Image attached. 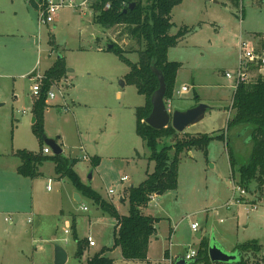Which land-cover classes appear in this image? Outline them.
I'll return each instance as SVG.
<instances>
[{
  "label": "rangeland",
  "instance_id": "rangeland-1",
  "mask_svg": "<svg viewBox=\"0 0 264 264\" xmlns=\"http://www.w3.org/2000/svg\"><path fill=\"white\" fill-rule=\"evenodd\" d=\"M83 1L73 0V6L60 8L52 22L38 25L39 10L28 0H0V264H54L56 245L66 252L65 264H84L102 249L113 264L124 263L119 247H113L115 218L89 198L82 196L76 202L72 181L59 177L51 160L38 165L34 178L18 174L17 150L38 152L48 147L46 155L51 156L45 139L53 140L62 156L73 163L80 181L112 203L120 215L129 208L128 198L122 202L120 197L127 196L128 188L138 185L154 168L149 149L135 132V109L144 104L145 97L126 83L128 65L105 49L115 42L130 51L125 56L136 63L141 46L125 34V27L93 21L90 5L99 0L79 7ZM262 1L181 0L172 8L170 34L183 26L190 28L167 52L169 61L180 63L173 92L182 85L189 87L186 94L174 93L172 107L194 106V95L209 107L204 118L184 132L214 135L225 130L233 113L232 82L225 72L237 66L239 38L264 33ZM251 33L256 35L249 37ZM58 57L67 72L51 81L48 90L55 97L46 102L44 137L38 140L32 131L34 97L29 75L40 74L42 85L44 71ZM182 136L178 132L176 138ZM173 139L160 138L158 149ZM239 147L235 179L239 162L247 159L250 149L244 141ZM96 157L99 161L94 165L91 161ZM124 175L127 179L121 181ZM177 175L176 189L155 195L143 208L145 214L159 218L148 249L151 264H168L169 256L164 255L168 249L172 257L194 249L197 256L187 264H205L211 242L229 250L236 243L264 235V188L259 192L255 185L244 204L227 210H238L237 226L230 229L228 221H219L224 210L218 208L233 192L223 141L212 139L206 155L195 148L180 153ZM109 189L114 193L109 194ZM251 204L255 208L246 211ZM193 222L196 230L191 229ZM88 236L95 245L85 242L83 254L77 257V240ZM260 254L248 251L245 258L250 262Z\"/></svg>",
  "mask_w": 264,
  "mask_h": 264
},
{
  "label": "trees",
  "instance_id": "trees-1",
  "mask_svg": "<svg viewBox=\"0 0 264 264\" xmlns=\"http://www.w3.org/2000/svg\"><path fill=\"white\" fill-rule=\"evenodd\" d=\"M37 9V4L28 0ZM105 0H99L93 6V21L103 26H123L125 34L140 44L138 61L132 63L126 58L125 53L130 52L123 49L115 42L106 50L113 51L120 60L129 67L125 75L126 83L134 85L139 94L144 95L145 102L135 109V132L141 138L144 145L149 149L148 159L154 161L152 172H146L145 178L136 186L128 188L127 196H122V201L128 198V213L120 215L117 209L110 202L83 184L76 172L73 170V163L69 162L62 154L47 156L38 152H31L25 149L17 150L15 155L19 158L20 164L16 171L24 177L34 178L38 175L37 167L46 160L54 163L55 173L59 177H68L72 181L76 191L83 197L91 199L98 207L115 218L116 223L113 229V247H119L122 258L125 261H139L145 264L147 260L148 245L152 235L155 234V223L159 218L143 212L151 195H159L167 190H174L177 186V170L179 155L183 151L200 149L204 155L207 154V147L212 139L223 141L228 156L232 179L236 184L242 186L247 192H251V185L259 192L264 188V79L259 77L250 84L240 83L233 91L231 110L226 128L214 135L206 133L193 135L182 132L184 136L176 138V132L172 126L155 129L145 122L151 110L150 96L158 87L156 75L152 72L155 67L160 70L166 83L164 97L173 93L176 73L180 63L169 61L167 58L168 49L177 45L179 39L189 31L186 26L179 28L175 34H170L173 26L171 22L172 8L181 0H111L109 8L104 9ZM133 8H130L131 4ZM108 45V44H107ZM66 66L62 57H58L52 65L44 71V80L41 90L36 98L32 99L31 113L34 117L32 131L38 140L44 136L43 114L47 107L46 95L52 80L62 78L66 74ZM195 103L199 102L198 95H194ZM247 135V136H246ZM172 137L171 144H163L158 149L160 138ZM244 141L250 147L249 154L245 161H240L237 168V177H234V167L238 164L241 148L239 143ZM238 142V143H237ZM173 150L170 155L169 151ZM98 158H93L92 163H98ZM86 239L77 240L75 255L80 257L85 249ZM204 244V242L202 243ZM104 249L95 253L87 259L84 264H113V260L104 255ZM250 251L258 257L248 261L245 254ZM167 251H165L164 255ZM232 254L235 259L225 263L216 264H264V245L257 240H248L235 246ZM188 262L185 261V264ZM205 264H212L206 260Z\"/></svg>",
  "mask_w": 264,
  "mask_h": 264
},
{
  "label": "built area",
  "instance_id": "built-area-1",
  "mask_svg": "<svg viewBox=\"0 0 264 264\" xmlns=\"http://www.w3.org/2000/svg\"><path fill=\"white\" fill-rule=\"evenodd\" d=\"M111 0H105L103 4V8H109ZM254 1V0H251ZM86 0L81 3V7H84ZM64 6H73V0H41L37 4V9L39 10L38 14V25L47 24L54 20L57 16V12L60 8ZM256 35V34H254ZM225 77L231 80V87L233 91L236 89L237 85L240 83L250 84L255 82L259 77L264 79V33H261L256 36H252V38L244 39L243 37L239 38L238 41V58H237V66L234 71H226ZM29 79L31 81V93L34 98H36L41 90V82L42 77L40 74L36 76L29 75ZM189 91V87L187 85H182L178 90L172 93L169 97H164V105L169 113L172 112V98L174 93L178 95L186 94ZM55 97V94L52 90L47 91L46 102L52 100ZM43 154L49 153V148H42ZM127 179V176H122L120 178L121 181ZM50 181V179H49ZM232 198L221 206H219V210L222 209L227 211L231 206L234 205H242L244 204V198L247 195V191L240 185L236 184L232 179ZM47 190H50L49 183L46 186ZM109 194H113L114 190L109 189ZM156 194H152L151 198H153ZM150 198V199H151ZM255 208V204H251L248 209ZM82 210H86L85 206H81ZM5 220L11 223L9 218H5ZM219 221L222 222L223 218L220 217ZM192 230L197 229V223L193 222L190 224ZM68 226L65 228L64 233H67ZM86 241L89 246H93L95 243L90 236L86 237ZM197 256V251L194 249L187 250L184 255V261L188 262ZM171 261V260H170ZM169 261V264L171 262Z\"/></svg>",
  "mask_w": 264,
  "mask_h": 264
},
{
  "label": "water",
  "instance_id": "water-1",
  "mask_svg": "<svg viewBox=\"0 0 264 264\" xmlns=\"http://www.w3.org/2000/svg\"><path fill=\"white\" fill-rule=\"evenodd\" d=\"M132 3L130 8H133ZM108 48L111 44L107 45ZM152 72L156 75L158 80V87L153 91L150 96L151 110L148 116L145 118V122L155 128L161 129L169 124L176 132H183L188 126L193 125L205 116L207 109L209 108L206 104L198 102L194 106L186 109H173L169 113L164 105V96L166 93V83L164 76L160 70L153 67ZM34 117H32L31 122H34ZM47 145L52 149L53 154H60L62 152L61 148L50 139H45ZM156 195H159L156 193ZM76 202H80V196L78 193H74L73 196ZM122 200V198H120ZM199 237V234H197ZM208 256L209 260L213 263H225L235 259L234 254L225 252L217 243L211 242L208 246ZM67 260V255L63 247L56 245L54 247V264H65ZM175 264H185L183 258L175 259Z\"/></svg>",
  "mask_w": 264,
  "mask_h": 264
},
{
  "label": "crops",
  "instance_id": "crops-1",
  "mask_svg": "<svg viewBox=\"0 0 264 264\" xmlns=\"http://www.w3.org/2000/svg\"><path fill=\"white\" fill-rule=\"evenodd\" d=\"M32 1H34L35 3H36V1L35 0H32ZM85 1V0H84ZM29 2V1H28ZM99 2V1H98ZM98 2H96V3H98ZM264 2V0L262 1V3ZM88 3H89V0H86V3H85V5H84V7H86L87 5H88ZM96 3H93V4H91L90 5V7H91V9H92V16H93V6H94V4H96ZM37 4V3H36ZM79 7H81V6H79ZM252 34H256V33H251V34H249V37H250V35H252ZM258 34H261V33H258ZM241 35H243V34H241ZM244 36V35H243ZM185 131V130H184ZM183 131V132H184ZM78 193V192H77ZM78 195L80 196V200L82 199V196L78 193ZM120 198H122V197H120ZM120 201H122V200H120ZM123 202V201H122ZM222 205V204H221ZM220 205V206H221ZM249 209H246V211H248ZM237 212H238V210L236 209V210H234V211H232V212H230V211H224V212H222L223 213V215H220L222 218H223V221H228L229 222V226H228V228H232L233 226H237ZM5 218H9V217H5ZM10 219V218H9ZM11 220V219H10ZM28 220H30V219H28ZM6 221V220H5ZM66 222V224L68 225V221H65ZM73 226H74V222H73ZM244 228H246V227H248V225L247 224H245V225H242ZM262 229V228H261ZM200 236V235H199ZM152 238V237H151ZM86 239V238H85ZM151 240V239H150ZM255 240H257L258 241V243L259 244H262V245H264V235L262 236V237H260V239H255ZM151 242V241H150ZM150 242H149V244H150ZM244 242V241H243ZM216 243V242H215ZM240 243H242V242H240ZM218 244V243H217ZM237 244H239V243H236L231 249H224L223 247H221V245H219L221 248H223V250L225 251V252H228V253H230V254H232V252L234 251V249H235V246L237 245ZM95 245V244H94ZM93 245V246H94ZM87 246H89L88 245V243H87ZM89 247H91V246H89ZM148 249H149V245H148ZM167 252H166V256H169V261H170V259H171V264H175V259H178V258H183V255H177L176 257H172L171 255H170V250L168 249V250H166ZM165 253V252H164ZM105 255V254H104ZM164 257V256H163ZM123 259V258H122ZM167 259V258H166ZM165 259V260H166ZM123 261H124V263L123 264H139V261H136V260H133V261H125L124 259H123ZM145 264H151V261H150V259H149V256H148V251H147V260H146V263ZM169 264V263H168ZM216 264V263H215Z\"/></svg>",
  "mask_w": 264,
  "mask_h": 264
}]
</instances>
